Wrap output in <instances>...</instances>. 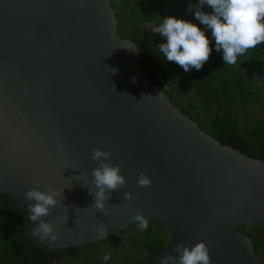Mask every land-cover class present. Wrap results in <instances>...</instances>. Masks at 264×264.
Instances as JSON below:
<instances>
[{"label": "water", "instance_id": "obj_1", "mask_svg": "<svg viewBox=\"0 0 264 264\" xmlns=\"http://www.w3.org/2000/svg\"><path fill=\"white\" fill-rule=\"evenodd\" d=\"M142 54L119 36L111 0H0V193L20 209L24 243L84 246L141 212L174 239L151 264H174L168 258L181 242H204L211 264H262L252 238L235 228L264 230V160L222 144L183 113L139 68ZM96 148L110 151L127 179L111 192L107 215L90 194ZM140 173L151 186H138ZM37 181L63 190L44 218L56 225L55 241L31 235L39 221L29 220L25 193Z\"/></svg>", "mask_w": 264, "mask_h": 264}, {"label": "trees", "instance_id": "obj_2", "mask_svg": "<svg viewBox=\"0 0 264 264\" xmlns=\"http://www.w3.org/2000/svg\"><path fill=\"white\" fill-rule=\"evenodd\" d=\"M190 3L198 5L199 0H111L119 36L133 40L143 51L137 65L149 80L166 86L172 102L222 144L264 160V43L229 66L224 64L223 51H216L208 29L212 54L200 71L184 72L158 54V45L165 40L152 28L163 17H182L205 28L196 20L195 9L187 11ZM201 10L213 11L207 5ZM156 229L167 230L149 220L148 229L141 231L134 222L114 236L84 246L52 251L31 246L29 250L22 239L20 209L0 193V264H151L157 252L174 242L171 234L166 239ZM235 229L252 238L256 256L264 264V230L250 225Z\"/></svg>", "mask_w": 264, "mask_h": 264}, {"label": "clouds", "instance_id": "obj_3", "mask_svg": "<svg viewBox=\"0 0 264 264\" xmlns=\"http://www.w3.org/2000/svg\"><path fill=\"white\" fill-rule=\"evenodd\" d=\"M205 5L213 11L208 13L201 10ZM193 9L196 20L205 28L177 16L163 17L158 26L152 28L154 35L159 33L165 40L158 45V54L166 61L178 64L184 72H189L193 68L200 71L210 59L212 46L206 34L208 29L211 30V36L215 40L216 51H223L224 64L229 66L236 65L238 56L243 55L247 50L264 43V0H199L198 5L190 3L187 11L192 12ZM112 69L113 72L117 71L115 68ZM110 157V151L101 148L94 149L91 155L93 161H100V165L92 171V183L95 187L94 191L90 188V194L95 198L92 206L96 210L103 211L105 215L109 211L106 208V201L110 199L111 192L118 191L127 184L121 166L115 165ZM151 183L150 177L140 173L138 186L148 187ZM62 193L63 190L56 189L51 183L47 186V190H42L39 181L25 193L28 218L32 222L39 221L31 232L34 239L39 238L42 241L57 239L56 225L44 218L61 203L59 197ZM124 199L132 201V193L125 192ZM30 201L35 203H29ZM134 219L141 231L148 229L149 220L143 213L137 212ZM95 232L102 238L107 234L108 229L101 224ZM176 252L177 257L168 258L173 259L174 264H211L209 250L204 242L190 247L181 242L176 245ZM110 258L109 254L103 259L107 261ZM164 264H168L167 259Z\"/></svg>", "mask_w": 264, "mask_h": 264}, {"label": "rangeland", "instance_id": "obj_4", "mask_svg": "<svg viewBox=\"0 0 264 264\" xmlns=\"http://www.w3.org/2000/svg\"><path fill=\"white\" fill-rule=\"evenodd\" d=\"M156 231L166 239L170 237V233L165 229H156Z\"/></svg>", "mask_w": 264, "mask_h": 264}]
</instances>
